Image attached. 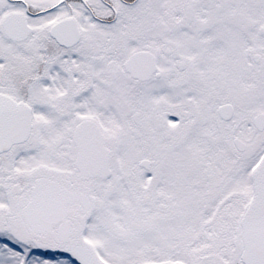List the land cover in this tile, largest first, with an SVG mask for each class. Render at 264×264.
<instances>
[{
  "label": "snow or ice",
  "instance_id": "1",
  "mask_svg": "<svg viewBox=\"0 0 264 264\" xmlns=\"http://www.w3.org/2000/svg\"><path fill=\"white\" fill-rule=\"evenodd\" d=\"M0 264H264V0H0Z\"/></svg>",
  "mask_w": 264,
  "mask_h": 264
}]
</instances>
